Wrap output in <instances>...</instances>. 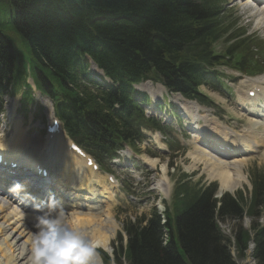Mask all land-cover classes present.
<instances>
[{
	"label": "trees",
	"instance_id": "1",
	"mask_svg": "<svg viewBox=\"0 0 264 264\" xmlns=\"http://www.w3.org/2000/svg\"><path fill=\"white\" fill-rule=\"evenodd\" d=\"M226 3L0 0V94L21 93L25 111L34 103V93L25 86L23 51L37 91L52 101L56 116L74 138L109 149L122 142L134 147L140 139L129 120L135 122L142 114L133 84L149 80L204 101L201 86H223L215 66L227 51L239 69L252 57L253 40L236 30L226 16ZM88 59L113 85L96 80ZM256 189L263 191L256 184L254 195ZM214 191V185L196 190L181 179L165 205V223L155 210L146 225L142 220L128 223L129 264H237L231 247L242 259L250 242L256 264H264V226L253 225V238L238 226L231 231V245L215 221ZM219 214V219L235 221L242 210L226 194ZM176 240L186 261L178 255Z\"/></svg>",
	"mask_w": 264,
	"mask_h": 264
},
{
	"label": "rangeland",
	"instance_id": "2",
	"mask_svg": "<svg viewBox=\"0 0 264 264\" xmlns=\"http://www.w3.org/2000/svg\"><path fill=\"white\" fill-rule=\"evenodd\" d=\"M247 2L248 0H230L228 8H231V16L240 20V25L247 28V31L249 30L247 32V35H252L253 33L259 37V40L264 42V19H262L260 16L261 11L256 13V16H253V13L257 11L252 9V7L260 9L262 4H258L257 6H255L249 5L247 4ZM20 54L22 56L26 55V53L23 51H21ZM217 70L222 72L228 78H233L235 77V75L237 76L236 72L228 69L224 65L218 66ZM255 79L256 78H241L237 82V85H232V92H212V90L209 91L205 88H201V90L213 100L215 105L214 109L207 110V112L213 118L219 119L211 120L208 123L203 124V126L213 128L214 124H217L214 130L215 133L224 132V129L220 127L221 125L224 126L227 131H234L237 127L235 119L240 118V115L235 110L234 106L238 101H240L241 96H247V91L252 89L251 82ZM220 81L224 84L226 89L230 80L221 79ZM136 88L146 94L147 97H149L150 101L152 100L150 96L151 92H154L156 95L161 94L160 98H163L162 101L158 103L156 107H152L151 102L149 101V104L145 108V111L147 114H151L153 112L158 118L163 121V125L167 126L165 133L163 134V137L166 138V147H163L158 142L157 144L153 143V140H155V136L149 134L150 132L146 133L149 134L147 140H150L151 143H147L146 140H144V142L139 145V148L141 150V152L139 153L140 156L134 157V160L142 164L145 161L144 159H151L155 160V164L152 162L153 164H151V166L149 165L150 167L148 168L141 167L137 170H133L132 159H129L130 154L129 152H124L122 154L123 158L121 163L117 164L118 166L114 167V170L117 171L115 179H127L131 191L134 192V200L131 204H127L123 202V197L119 193L120 181H118V185L115 184V187L112 189L114 192L117 193L116 197L114 198L115 205L113 207V212L116 220L115 225H117L114 233L115 236L119 233V229H121V222L127 219L128 217L133 218L135 216L142 215L148 216L149 210L152 207H155L157 211L160 212V210H162L161 205L163 204V202H170L169 195L174 185L176 184V179L178 180L179 175L186 174L188 176V180L192 182L201 181L202 183L207 184L211 182H216L218 184V193L220 192V183L217 181H212L208 178L209 174L204 170V164L195 162L188 155L194 150L193 146L195 145L196 138L184 137L183 130L188 131L193 128V125L190 118L184 115V111L181 110V108L184 109L186 105L183 104V102L180 100L179 95L171 94L167 90H165L163 86L159 84H152L150 82L142 83L136 86ZM18 99V97L7 99L3 107L5 113L3 115H0V131L4 133L2 139L6 142H8L9 138L12 136V133H14L12 113L18 108ZM38 102L40 107L45 109L44 119H46L47 123L52 118V107L50 103L43 98L38 99ZM151 108H153L152 111L149 110ZM15 116L16 121L20 124V129L25 131V135L27 137L31 139L35 137L32 140H38L39 142L32 143L38 144V146L40 147V142H45L44 126L46 123L43 124L41 120H34L33 113L27 114L25 118L18 115ZM255 124L257 126L260 125V123L258 124V122H256ZM251 126L255 131V134L260 135V133L256 132L255 128L253 127V122L250 123V127ZM263 131L264 128L262 129V132ZM239 135L245 136L247 135V133L242 131L239 132ZM63 139L64 137H61L62 145ZM253 139L256 140L254 137ZM25 141L26 143L29 142L27 140ZM178 141H181L179 145H177ZM51 144L53 143H48L47 152L49 154L52 146ZM261 151L262 149H260V154L257 153L258 155H256L254 159L249 157L247 165H245L244 167L236 168V171L243 176V181L239 182L236 186L233 185V187H235V189L237 188L238 190H242V192L246 196L249 194V191L251 189L249 179L253 168L257 167L258 169H264V157L262 156ZM244 158L247 157L244 156ZM220 159L225 161L231 160L229 158ZM126 169H128L131 173H125L124 171ZM138 179L144 180V183H142V185L136 186V182H138ZM234 191L232 192V196L235 195V193L237 192ZM221 193L223 194L229 192L223 191ZM84 212L93 215L89 211V213L87 211ZM250 221L251 219H249V221L246 220L244 224L247 223L248 225ZM221 224V230H224L225 233H228L231 226L233 225V222L226 221L225 223ZM98 226L104 229L107 228L106 224H99ZM235 226L236 224L234 225V227ZM178 248L180 254L186 260L185 254L181 249L180 245H178ZM236 262L238 264H245L241 260H236Z\"/></svg>",
	"mask_w": 264,
	"mask_h": 264
},
{
	"label": "bare ground",
	"instance_id": "3",
	"mask_svg": "<svg viewBox=\"0 0 264 264\" xmlns=\"http://www.w3.org/2000/svg\"><path fill=\"white\" fill-rule=\"evenodd\" d=\"M249 1L256 2L254 0ZM260 16L262 19H264V11L260 13ZM251 84L253 89L260 88L262 94L264 95V77L259 78L256 81H252ZM253 89L250 91H253ZM156 98L157 96L152 94V99L155 100ZM255 98H260V95L256 94ZM240 99L247 102L249 101L248 98H243L242 96ZM186 111L193 117L196 116V113L199 116V112H197L198 108L196 106H187ZM252 122L253 127L256 128V122ZM214 125L216 126L217 124ZM249 129L251 130V137H244V139L243 137L232 134L226 130H224V132L215 133V127L212 129L203 128L202 133L201 131H198L201 134H194V136H197V141H200L197 143L200 146H193V152L189 153L188 155L195 162L204 164V170L209 174H207L208 178L211 180H217L220 183V190L222 191L232 192L235 189L233 185L236 186L239 182L243 181V176L236 171V168L247 165L249 157L244 158V156L249 154H257L259 153L260 149H262V156H264V136L256 135L252 126ZM253 137L256 140H254ZM55 142L61 143L60 139ZM4 144L6 145V149L4 151H0L3 161L17 162L19 168L22 167L24 169H34L35 163L39 162L45 167L43 164V160L46 158V152L44 148H42V146L39 147L38 144L32 142L26 143L21 129L16 130L13 141L9 143L4 142ZM219 147H231L232 149L243 148L245 150L243 152H223L219 149ZM212 152H214L216 155H214ZM219 157L222 159L229 158L231 160L225 161L221 160ZM235 157L240 158L235 159ZM149 162L150 164H155V160H149ZM45 168L51 170V167ZM67 170L72 171L74 168L67 167ZM58 173L59 171L56 170L54 176L56 179L55 184L58 185L63 191H72L74 193V196L72 197L75 200L80 201L77 206L68 210L67 201L71 198V196L66 197L64 194L58 195V197L63 201L64 207L69 213L68 215L71 217V223L74 226L89 232L91 237L98 240V242L105 249H110V241L115 233L117 225H115V223L111 220L110 211L106 209V206L103 204L104 202L101 201V198H107L104 195L105 193L97 190L93 184V173L88 171L86 177L78 182H76L71 175H66L65 172H60V177H58ZM2 175L6 174L0 171V183L4 182L1 179ZM48 177L50 179L53 178L51 174H49ZM20 184L23 185V191L26 194L28 190L25 189V184ZM83 194H85V196H83ZM24 198H22V200ZM11 202L12 200L10 199L9 195L5 194L0 187V233L5 230V233L0 236V263L27 264L26 259L29 257L30 251L26 249V245H29V234L32 232V230L36 229L35 224H23L22 213H25L24 209L18 207L20 210L19 214L10 210L12 204ZM80 208H86L87 212L92 211L93 209H97L100 212L94 215H79L78 213L83 212V210ZM30 216L31 215H26L27 218ZM96 218L98 221L105 223L107 228H100L98 224H95L94 222ZM8 228L10 229L9 232ZM16 252L17 254L15 255Z\"/></svg>",
	"mask_w": 264,
	"mask_h": 264
},
{
	"label": "clouds",
	"instance_id": "4",
	"mask_svg": "<svg viewBox=\"0 0 264 264\" xmlns=\"http://www.w3.org/2000/svg\"><path fill=\"white\" fill-rule=\"evenodd\" d=\"M3 135L0 131V151L6 149ZM10 190L21 192L23 185L15 182ZM36 211V231L29 234V264H103L99 244L89 232L71 223L60 198L48 194Z\"/></svg>",
	"mask_w": 264,
	"mask_h": 264
}]
</instances>
